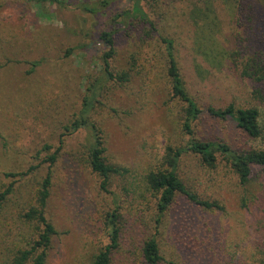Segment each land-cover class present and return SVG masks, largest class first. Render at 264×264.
I'll list each match as a JSON object with an SVG mask.
<instances>
[{"label":"rangeland","instance_id":"rangeland-1","mask_svg":"<svg viewBox=\"0 0 264 264\" xmlns=\"http://www.w3.org/2000/svg\"><path fill=\"white\" fill-rule=\"evenodd\" d=\"M55 1L0 0V193L12 188L0 214V264H10L34 238V224L22 215L35 204L47 171L38 153L44 145L57 148L62 128L81 113L91 84L96 93L89 119L102 131L108 158L129 174L114 179L111 195L102 193L81 156L84 134L64 138L45 208L56 230L46 264H92L109 243L103 218L115 198L122 200L125 232L112 264H136L144 232L154 234L165 263L227 264L229 254L233 264H250L253 251L256 260L263 258L264 173L256 169L255 179L241 187L224 161L207 170L183 154L181 179L201 199L219 202L224 212L191 213L178 201L158 224H143L142 199L149 205L153 199L143 177L157 166L167 168L166 149L186 148L188 139L180 105L169 94L163 48L156 37H143L136 21L118 17L130 9L129 0ZM239 2L147 0L142 7L157 32L173 41L182 78L199 108L257 107L264 126V97L256 99L250 83L229 68L231 53H240V63L248 56L264 58V0H245L241 11ZM85 7L97 12L87 14ZM111 31L116 32L112 65L133 70L122 86L101 73L99 57L106 49L98 37ZM33 62L40 65L28 75ZM196 123L200 139L226 143L234 151L260 147L242 138L231 120L204 115Z\"/></svg>","mask_w":264,"mask_h":264},{"label":"trees","instance_id":"trees-1","mask_svg":"<svg viewBox=\"0 0 264 264\" xmlns=\"http://www.w3.org/2000/svg\"><path fill=\"white\" fill-rule=\"evenodd\" d=\"M45 1L48 0H38ZM55 0H49L54 2ZM147 0H129L131 7L127 11H123L118 17L123 19L136 21L137 25L142 27V35L145 38L158 41L163 48V71L169 84V94L173 101L180 105L181 130L188 137L186 148L166 149L163 162L167 168L157 166L154 170H150L142 179L145 193L153 198L150 205L149 202L142 199L146 203V219L145 223L140 220V225L159 223L160 218L169 210L177 207L178 201L186 204L191 213L197 211L208 212H224V207L217 201H209L201 199L194 191H192L187 183L181 179L178 172L179 162L184 157L183 154L188 153L196 159L197 166L206 168L207 170H215L219 161H224L230 168L232 174L236 177L238 184L243 187L255 179V169L264 173V126L259 123L260 112L257 107L236 108L230 104L225 108L207 107L205 110L199 108L195 100L190 96L186 84L182 78L175 55L174 45L171 39L161 36L153 22L149 19L147 13L142 7V3ZM207 2L210 0H202ZM243 1L239 2L240 11L243 10ZM56 2V1H55ZM85 13L93 15L97 12L96 8L85 7ZM116 32H103L98 37V42L102 44L106 51L102 52L99 57L101 64V73L107 82H112L122 86L129 82V77L133 70L131 68L117 69L112 65V61L116 56L114 36ZM141 35V38H142ZM68 53V52H67ZM230 71L235 77L250 83L253 96L256 99L263 100L264 95V58L256 55V57H247L243 63H240V53H231L229 56ZM40 62H33L30 65L27 74H31ZM3 64H0V69ZM94 85L86 89V96L83 99L81 113L77 115L68 125H65L63 134L60 135L58 146L53 149L49 145H44L38 153L43 156V163L46 166V174L41 180L39 189L36 192L35 204L28 208L22 215L23 219L28 223H33L35 228V236L28 243V247L18 250L10 264H46L48 253L51 248L53 237L56 230L45 215V208L50 196L52 184V168L56 164L62 151L64 138L74 133L82 132L83 161L87 165L90 172L98 178L99 189L106 195H111L110 187L115 178H124L129 171L118 164L113 163L106 155L107 150L101 129L96 123L89 119V114L95 103ZM91 92L92 95H91ZM204 115L211 119L227 121L231 120L238 130L240 136L247 141L259 142L258 148H241L234 151L226 143L210 142L206 139H200L196 136L193 128L196 127ZM17 175L7 174V178H15ZM12 188L8 187L4 192L0 193V214L4 209L7 197L11 194ZM141 192V191H140ZM140 192L137 193L140 196ZM122 200L116 198L111 200L106 211H104V223L108 233V245L101 249L94 257L92 264H112L115 252L121 247L122 235L125 227L122 222ZM155 215L157 220L153 221ZM183 221L186 216L181 215ZM144 226V225H143ZM253 251V249H251ZM264 253V251H262ZM254 260L250 264H264L263 258L256 260V254L253 251ZM229 256V254H228ZM227 256V264L235 262L233 256ZM234 261V262H233ZM136 264H173L165 263L160 253V249L154 234L144 232L143 238L139 241L137 248ZM241 264V263H239Z\"/></svg>","mask_w":264,"mask_h":264}]
</instances>
